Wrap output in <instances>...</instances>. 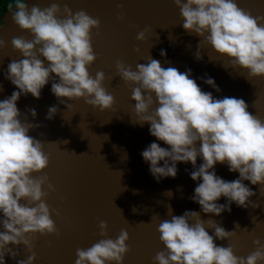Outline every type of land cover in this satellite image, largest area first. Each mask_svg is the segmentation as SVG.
Instances as JSON below:
<instances>
[{"label": "clouds", "instance_id": "clouds-1", "mask_svg": "<svg viewBox=\"0 0 264 264\" xmlns=\"http://www.w3.org/2000/svg\"><path fill=\"white\" fill-rule=\"evenodd\" d=\"M173 2L180 10L183 28L203 38L197 45V60L203 58L199 46L207 43L220 55L227 56L233 67L248 69L249 76L264 75V16L254 17L235 0ZM14 6L15 10L13 3H7L13 21L20 29L29 30L33 38H12V47L23 58L8 64L5 78L18 91L0 100V212L3 213L0 217L3 228L0 230V264H5L7 254L13 259L20 255L19 247L13 250L9 245L21 244L31 255L18 260L17 264H33L36 234L58 235L51 217L53 212L59 215V211L44 200L48 195L43 190L45 184L50 191H55L48 176H33L48 167L50 158V153L43 151V142L29 135L30 129L40 125L28 122L27 116L21 120L17 101L22 94L29 93L39 99L49 81H52L51 92L67 108L71 106L68 100L83 98L87 104L103 111L113 107L115 98L104 87L105 73L97 71L93 77L88 70L97 59L92 46V29H99V18H93L85 10L73 13L67 4L63 12L58 3L44 9L33 5L29 10L25 0H14ZM146 31L147 28L140 31L136 39L143 41ZM6 46L0 39V49ZM160 55L166 56V51L161 49ZM115 67L126 84L137 85L132 88L131 96L137 117L134 123L141 126L149 123L150 134L169 146L161 147L152 142L141 153L157 182L169 176L175 178L177 162H191L195 169L190 173L191 179L202 180L191 199L201 206L203 213L219 216L224 211L231 212L233 202L244 208L259 206L249 199L256 193L243 181L260 184L259 191L264 190V120L248 111L244 99L216 98L191 78V69L181 72L176 67L165 68L151 56L147 63H138L136 70L122 60H117ZM201 79L220 91L213 78ZM28 111L35 118L36 110ZM57 112V106L49 107L46 119H52ZM198 156L203 163L197 168ZM161 161L163 166H160ZM218 162L227 163L229 171L238 172L239 177L227 181L218 176L215 172ZM222 196L227 203H217ZM205 224L214 229V235L209 234ZM237 226L240 225L236 223ZM98 227L100 236L106 237L107 222L101 220ZM157 231L164 250L153 257L156 264L264 262V244L259 239L253 241L257 248L247 257L236 256L233 246L215 243L216 239H230L235 230L228 231L213 219L205 221L197 211L186 210L182 215H172L171 209V219L161 221ZM128 240V231L121 229L115 239H100L86 249L77 248L75 264H123L130 251Z\"/></svg>", "mask_w": 264, "mask_h": 264}, {"label": "water", "instance_id": "water-1", "mask_svg": "<svg viewBox=\"0 0 264 264\" xmlns=\"http://www.w3.org/2000/svg\"><path fill=\"white\" fill-rule=\"evenodd\" d=\"M235 2L254 17L264 16V0ZM25 3L29 10L33 5L44 9L58 3L61 12L67 4L73 13L85 10L93 18H99V29H92V46L97 59L88 70L93 77L97 71L105 73L104 87L115 98L113 107L103 111L87 104L83 98L68 100L71 106L67 108L51 92L52 81H49L39 99L29 93L22 94L17 101L21 120L27 116L28 122L40 125L30 129L29 135L43 142V151L50 153V158L48 167L33 176H48L55 191H50L45 184L43 190L48 195L44 200L59 211V215L53 212L51 217L59 234H36L33 264H75L77 248L86 249L100 239H115L121 229L128 231L126 243L130 247L123 264H156L153 257L164 250L157 229L161 221L171 219V209L172 215H182L186 210L197 211L201 219H213L226 230H235L230 239H216L215 243L233 246L236 256L247 257L255 251L257 245L253 241L256 239L264 244V190L259 191L260 184L243 181L256 193L249 199L258 207H238L233 202L231 212L224 211L217 216L203 213L201 206L191 199L195 187L202 182L191 179L190 173L195 170L191 162H177L176 177L161 178L157 182L141 153L152 142L161 147L169 146L150 134L149 123L142 126L134 123L137 117L131 96L132 88L137 85L126 84L117 74L115 65L117 60H122L136 70L138 63H147L151 56L165 68L176 67L181 72L191 69V78L196 79L202 90L212 92L216 98H242L249 106L248 111L262 120L264 75L249 76L248 69L233 67L227 56L220 55L207 43L199 46L203 58L197 60V45L203 38L183 28V18L173 0H25ZM146 28L145 39L137 40L138 33ZM13 37L33 38L29 30L20 29L7 9L0 16V39L7 44L0 49V100L18 91L5 78L8 64L23 58L11 45ZM161 49L166 51V56L160 55ZM47 64L45 60V66ZM201 77L213 78L220 91ZM51 106H57L58 112L52 119H46ZM33 108L37 113L35 118L28 111ZM196 147H200L199 141ZM202 163V157L198 156L196 167ZM215 172L227 181L239 177L238 172L229 171L227 163L218 162ZM217 203L225 204L227 199L222 196ZM101 220L108 225L106 237L100 236ZM236 223L240 226L236 227ZM205 227L214 235V229L207 224ZM0 230H3L2 225ZM9 247L13 250L19 247L21 252L15 259L7 254L5 264H17L18 260L31 255L23 244Z\"/></svg>", "mask_w": 264, "mask_h": 264}, {"label": "trees", "instance_id": "trees-1", "mask_svg": "<svg viewBox=\"0 0 264 264\" xmlns=\"http://www.w3.org/2000/svg\"><path fill=\"white\" fill-rule=\"evenodd\" d=\"M13 3L14 5V0H0V16L2 14L3 11L7 10V3Z\"/></svg>", "mask_w": 264, "mask_h": 264}]
</instances>
